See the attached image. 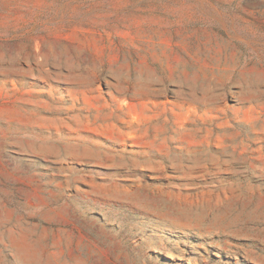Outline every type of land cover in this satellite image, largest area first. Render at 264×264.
I'll return each instance as SVG.
<instances>
[{"label": "rangeland", "instance_id": "374dc122", "mask_svg": "<svg viewBox=\"0 0 264 264\" xmlns=\"http://www.w3.org/2000/svg\"><path fill=\"white\" fill-rule=\"evenodd\" d=\"M0 264H264V0H0Z\"/></svg>", "mask_w": 264, "mask_h": 264}, {"label": "bare ground", "instance_id": "6f19581e", "mask_svg": "<svg viewBox=\"0 0 264 264\" xmlns=\"http://www.w3.org/2000/svg\"><path fill=\"white\" fill-rule=\"evenodd\" d=\"M16 238V237H15ZM25 245V244H24ZM23 247H25V246H23Z\"/></svg>", "mask_w": 264, "mask_h": 264}]
</instances>
